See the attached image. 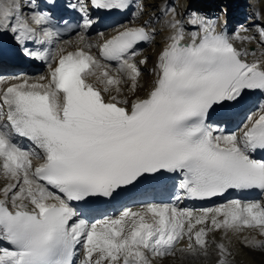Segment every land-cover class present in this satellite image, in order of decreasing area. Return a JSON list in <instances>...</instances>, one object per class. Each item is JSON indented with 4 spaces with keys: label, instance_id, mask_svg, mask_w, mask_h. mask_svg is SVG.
Instances as JSON below:
<instances>
[{
    "label": "snow or ice",
    "instance_id": "1",
    "mask_svg": "<svg viewBox=\"0 0 264 264\" xmlns=\"http://www.w3.org/2000/svg\"><path fill=\"white\" fill-rule=\"evenodd\" d=\"M89 5L109 11L135 7L134 16L144 10L137 0L69 2L65 7L80 14L85 30L94 23ZM47 6L44 11L33 0L26 5L0 0V36L10 34L23 56L49 68L47 76L36 79L0 78V175L9 181L0 188V241L12 246L0 248V264L187 261L210 255L212 232L227 236L248 228L264 234V205L239 199L200 210L141 203L89 222L97 200L115 201L177 175L175 187L182 195L176 200L209 199L230 190L264 193V159L253 158L264 151V105L235 132L208 122L219 115L223 123L227 110L244 104L248 94L264 93V51L238 49L217 31L215 21L195 14L187 23L200 31L184 43V22L176 19L174 8L164 7L163 15H172L170 43L158 56L157 78L147 97H137L129 107V100L119 97L125 84L128 92L137 90L138 65L147 60L137 62L136 49L154 40L151 21L121 26L102 43L86 45L97 47L103 60L117 62L113 73L83 47L66 54L63 46L55 53L27 47L60 35L57 0H47ZM257 35L264 45V28ZM235 38L256 40L239 32ZM78 39L85 41L83 32ZM16 136L39 151L22 149ZM34 159L43 162L34 165ZM185 238L187 245L180 247ZM245 240L255 247L264 244ZM216 247L214 264H232L227 244Z\"/></svg>",
    "mask_w": 264,
    "mask_h": 264
},
{
    "label": "bare ground",
    "instance_id": "2",
    "mask_svg": "<svg viewBox=\"0 0 264 264\" xmlns=\"http://www.w3.org/2000/svg\"><path fill=\"white\" fill-rule=\"evenodd\" d=\"M194 1L195 0H193V3H191V2L184 3L185 4L184 9H181L180 11L176 12V19H179V20L184 22V34H185V38L183 41L184 43L190 42L192 35L194 33H198L200 31V29L198 27L192 26V25L187 23V21L191 18V14H195V15L203 18V19L215 21L216 22V28L222 27V30H223L224 27L227 26V29L225 28L226 32H227L228 36L230 38H232V43L234 44V46L237 47L238 49H240V50L247 49L249 51L256 49L258 52L264 51V45H261L258 43V41H259V36L257 35L258 28H250V29H248L249 31L243 32V33H241L239 31V33H241L240 34L241 37H243V36H256V40L252 41L251 43L241 42L240 39L235 38L236 37V31H235L234 21L239 19V17H240L239 14L236 12V5L241 0H230V2H228V7L230 5V13H229L227 22L222 21L223 17L225 15L223 14V12H220L218 10L219 8H217L216 4H214V2H215L214 0H205V1L202 0V2L197 0L198 4H194ZM141 4L143 6H146L147 5L146 0H137V5L139 6ZM252 6H253V9H254L256 16L258 17V20L264 22V0H261L259 3L252 2ZM161 7L162 8H164V7L170 8L169 5H167V4L165 5V2L161 3ZM225 7H226V5H225ZM135 10L137 11L136 8H135ZM166 18H167L166 22H164L160 26L161 31L163 33V37L161 40V45L163 46L162 50L164 49V47L167 46L168 43H170L169 36L172 35L173 31H174L173 29H171L167 25V21L172 19L171 13H169V15L166 16ZM145 21H151V19L150 18H142V19L139 18V19H135V21L132 23L129 22L127 25H130V26L143 25ZM127 25H124V26H127ZM149 27L150 28L154 27V26H152V21H151V24ZM120 29H121V27L115 28V29H113V28L102 29V27H101L97 30V35L94 36L95 38L93 41L92 40L88 41L87 40L88 35H85V41L83 43H81L79 41V39H77V37H76V40L70 41V43H68V42L62 43V41L60 42V41H57V39H53L52 42L51 41L45 42L42 45L40 50H42V51L46 50L49 53H55L58 47L63 46L65 48V54H66V52H68V51H76L78 48L83 47V48H85L86 51H89L92 55H94L98 58L99 49L95 46L88 48V47H86V45L87 44L96 45L98 43H102L103 40L110 38L107 35V33L115 34V31L120 30ZM100 34H103V36H101ZM9 35L0 36V41L7 40ZM7 41H9V39ZM45 48H47V49H45ZM141 49H142V47H141ZM162 50L155 53L156 57L154 54V59H153L154 60V66L152 67V74H148V75L144 74L143 69H145L146 66L143 64L138 65L141 68L142 76L140 78V81H139V84H138V87H137V90L135 93L128 92V90H127L129 87L128 84H125L123 86L125 90L119 98H121V99L127 98L129 100V107H130L131 101L135 100L137 97L146 98L147 94L150 92V90L154 86V81L157 78V76H156V65L158 63V56L162 52ZM139 52L141 53V51H139ZM138 56H139V53L136 56L137 58H135V60H137V61L146 59L145 55L140 59H138ZM58 59H59V57L57 56V61H58ZM247 59L249 61H252L254 58L251 55H249L247 57ZM101 62L104 63L106 66H108L110 71H112L113 73L115 72V69L117 67V63L116 64H109V63H106L102 60H101ZM40 66L41 65L38 63H31V62H27V64L23 63L17 67L14 66L12 68L7 69V70H11V69L18 68L21 70L20 73L14 72V70L11 72H5V73L3 72L4 74H1L0 78H10V77H14V76H27V77H30L32 79H36L40 76H47L49 73V68L47 66V63H46V66H44V68H41ZM53 66H55V64H53ZM121 75H123V74H121ZM92 79L95 80V78H92ZM260 95L264 96V93H261L258 91L250 93V94H248L246 101L251 102L253 98L260 96ZM262 105H264V99H263L262 103L259 104V108ZM239 107H241V106H239ZM239 107L230 108V109H231V111H236ZM229 129H231V128L225 129V132L238 131V129H235V130L234 129L229 130ZM16 137H17V140H20L21 142L28 140L27 138H23V137H19V136H16ZM37 151H39V149H37ZM41 162H43V161L42 160H36V159L33 160L34 165H38ZM176 177L180 178V176H178V175ZM8 182L9 181L6 178H4L2 175H0V188L4 187ZM251 194L253 196H256L257 195L256 190H251ZM170 199L171 198L168 199V196H158L156 198V200H152L153 202H151V203L176 204L179 208H182V209L185 208L187 205L186 208H188V209L200 210V209H204V208L217 207L219 205H222V204H225V203L231 201V200H228V201H225L221 204L212 205V206H208V207L194 208V205H197L196 203H198L197 201H195L196 199H191V198L186 197L183 200L180 199V200H176L175 202L167 203L168 200H170ZM237 199H239L241 201H250L249 199L244 200V199L239 198V197ZM142 201H144V200H142ZM170 201H172V200H170ZM141 203H149V202L146 200L144 202H137L136 200H134L132 202V204L127 205L126 207L136 208V207H139ZM121 211L122 210L114 211L113 213L110 212L109 216H118ZM94 215L99 216L101 214L99 212L92 213L89 217V222H90V219H92V217H94ZM105 217L104 216L99 217V218H97V220L103 219ZM245 237H247L248 240H253V239L254 240H256V239L264 240V234H261L260 231L257 229H249L248 230L247 228H245L242 232H239V233L229 232L227 234V236L224 235V232L222 230H219V231L212 232L209 234L208 239L210 241H215V243L211 244V246L209 248L210 255L207 258H204V257H199L196 259L189 258V260H187V261H181L180 259L173 258V257H166L163 259L156 258L155 264H214L215 260L217 259L216 243H219V242H224L225 244H227L229 251L232 253V255L229 258H232L233 260L236 259V262H239L241 260V258H243L244 260L245 259L247 260L245 262L250 263V260H252L251 256H253V255H251L249 252H253L254 249L251 247V245H249L246 242ZM187 243H188V241L185 238L184 240H182L180 242L179 246L185 247L187 245ZM5 247L12 250V246L8 245L7 243H5L3 241H0V248H5ZM253 247H255V246H253ZM77 250L79 253V251H80L79 248ZM255 251L257 252V250H255ZM256 254L260 258V259H258V261L260 260L264 264V257L261 258L262 254H260V253H256ZM79 259H80V256L78 255L77 260H79ZM254 261H256V260H254ZM258 261H257V264H258ZM242 263L244 264V262H242ZM252 264H256V263L253 262Z\"/></svg>",
    "mask_w": 264,
    "mask_h": 264
},
{
    "label": "rangeland",
    "instance_id": "3",
    "mask_svg": "<svg viewBox=\"0 0 264 264\" xmlns=\"http://www.w3.org/2000/svg\"><path fill=\"white\" fill-rule=\"evenodd\" d=\"M198 1L202 2V0H198ZM198 1L195 0L194 4H198ZM203 1H205V0H203ZM260 1L261 0H241L236 5V12L240 16L239 19L234 21L236 33L239 32V31L241 33L245 32V31H243V29H250V28H258V29H260V28H264V22L258 20V17L256 16V14L254 12V9H253V6H252V2L259 3ZM21 2L23 4H25V5L28 3L25 0H21ZM164 2H165V5L166 4L169 5L170 9L174 8L175 12H178L181 9H184V6H185L184 3H189V2L193 3V0H146L147 5L144 6V10H143L142 13H140L139 15L134 16L133 13H135L136 10L132 11L131 17L126 19V22H132V21L134 22L135 19L150 18L151 21H152V26H154L153 27L155 29L154 40H152L151 42H148V44L146 43L142 47V49L140 48L141 53L138 51V53H139L138 59L142 58L145 55V58L147 60V63L143 64V65L146 66V68L143 69V73L146 74V75L152 74V67L154 66V60H153L154 59V54L159 52V51H161L162 48H163V46L161 45V40H162V37H163V33L161 31V27L160 26H161V24H163L167 20L166 16L163 15V13H162V9L163 8L161 7V3H164ZM219 4H220V2H219ZM25 11H27V10L25 9ZM122 26H124V25H122ZM113 27H114L113 29L120 28V27H115V26H113ZM109 28H112V26L109 27ZM80 33H81V31H78V32H76V33H74L72 35H69V36L65 37V38H61L59 40L57 39V41H60V42L62 41V43L63 42H68L69 43V41L76 40V37L78 39ZM241 33H239V34H241ZM95 35H97L96 32L90 33V35L87 36V40L88 41H90V40L93 41L94 38H95L94 37ZM155 57H156V54H155ZM41 68H44V67H41ZM262 97L260 96V97H256L254 99L253 103H255V104H253V105H256V104L257 105L256 106H252L251 108H249V110L245 111L246 115L243 116L242 122L245 121V118L248 115H251L252 113L258 112L259 104L262 102L261 101ZM225 124H227V122H225ZM238 124H239V122H238ZM22 149L28 150L26 148H22ZM174 200H176V199H174ZM257 200L262 205H264V197H258ZM257 200H255V201H257ZM256 241L264 242V240H258V239H256ZM251 247L254 249V251L257 250V252L256 251L255 252L254 251L253 252H249L251 255H253V256H251L253 261L249 259L250 263L252 264L254 262V263L257 264V261L260 258L257 256L256 253L262 254L261 258L264 257V244H262L260 247H253V246H251ZM229 259L232 261V264H241L242 262H244V264H250L249 262H245L247 260L246 259L244 260L243 258H241V260L239 262H236V259L235 260H233L232 258H229ZM254 260H256V261H254ZM258 264H263V263L259 260Z\"/></svg>",
    "mask_w": 264,
    "mask_h": 264
}]
</instances>
